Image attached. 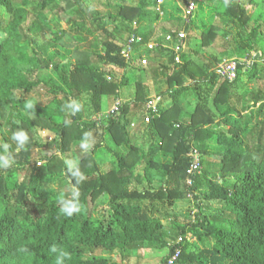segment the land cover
Returning <instances> with one entry per match:
<instances>
[{
	"label": "trees",
	"instance_id": "trees-1",
	"mask_svg": "<svg viewBox=\"0 0 264 264\" xmlns=\"http://www.w3.org/2000/svg\"><path fill=\"white\" fill-rule=\"evenodd\" d=\"M52 1L0 0V130L4 127L9 136L3 135L0 143L8 142L16 158L13 167L0 169V264H55L49 252L52 245L70 253L65 264H129L132 251L140 248L165 252L159 264H168L178 248L176 264H264V120H259L264 116V91L251 95L247 87L241 94L234 92L237 81L249 85L264 70L257 61L264 54V16L251 20L245 17L241 0H222L219 16L241 32L231 35L238 51L250 53L261 43L253 63L238 64L234 80L228 81L193 61L213 45L218 33L213 25L197 26L195 10L187 22L180 15V26L172 31L186 36L182 62L176 64L167 49L146 52L143 45L152 34L138 30L159 20V13L149 10L160 0H134L133 5L128 0H106L104 13L85 7L84 0H57L58 17L68 28L73 26V32L46 26L45 11ZM194 2L197 8L202 4ZM78 18L83 20L77 23ZM132 22L138 24L134 30ZM196 28L200 44L190 48L189 33ZM85 29L89 35L105 36L101 54L80 49L85 37L79 32ZM111 29L127 39L130 34L139 36L133 62L121 57L124 43ZM142 52L154 55L151 62H159L160 69L152 74L165 86L157 95L158 115L146 125L150 141L145 151L127 135L131 105L141 110L146 103L141 87L131 103H122L116 119L92 120L103 112L102 98H118L127 84L125 75L117 81L109 69L129 72L136 63V71L143 74ZM41 87L48 96L45 107L60 114L61 121L51 120L30 97ZM189 93L195 102L188 117L182 106ZM248 96L250 112H240L238 104ZM72 99L82 101L83 108L65 126L63 105ZM29 102L32 109L27 108ZM164 102L170 106L161 110ZM251 125L256 131L249 130ZM18 128L27 131L30 141L17 154L10 137ZM40 130L52 138H43ZM88 131L95 140L92 149L75 154L74 146ZM247 134L260 144L248 146ZM106 136L116 149L123 146L127 151L110 149ZM192 149L201 161L200 168L189 174ZM36 152L44 155L35 159ZM101 156L111 165L109 170H101ZM208 158L217 160L218 175L211 174ZM65 159L78 162L83 181L67 171ZM65 187L68 194L62 192ZM74 188L80 193L81 211L67 217L60 212V201ZM186 205L189 209L184 210ZM182 209L185 217L180 219L174 213ZM165 227L174 242L164 236ZM179 237L183 240L177 244ZM97 251L106 257L93 254ZM137 264H144L141 256Z\"/></svg>",
	"mask_w": 264,
	"mask_h": 264
},
{
	"label": "rangeland",
	"instance_id": "rangeland-1",
	"mask_svg": "<svg viewBox=\"0 0 264 264\" xmlns=\"http://www.w3.org/2000/svg\"><path fill=\"white\" fill-rule=\"evenodd\" d=\"M241 1L244 3L243 8L245 10V17H248L252 20V19H255L259 15L264 16V0H259L258 5L256 6L250 5L248 3L249 0H241ZM82 3L87 8L89 7L90 9L94 8L95 10L103 12V13L107 10L106 0H84ZM128 3H130V5L135 4L134 0L133 1L128 0ZM200 3L202 4H199L198 8L196 5V9H195L194 20L196 22V25L197 26H200V25H207V26L211 25L212 26L213 25L214 27L218 28V33H217V36L215 38V42L213 43V45L210 48L205 49L204 51L202 50L199 57L193 60L195 65L203 69H204V66H206L210 70L214 71L217 69V67L220 64L221 66H223L222 64L223 62L225 63L235 58L244 60L246 62L249 60L253 62L255 52H258L257 49L261 47V43H258L255 46V51H252V52L249 51L250 53L248 52L244 53V52L238 51L237 47L235 46V44L233 43L231 39V35L240 34L241 32L238 29L228 25L224 17L219 16L220 14L219 12L223 11V1L222 0H200ZM15 4L17 6L20 5V3H16V1H15ZM112 4H115V3L112 2ZM31 6L32 5L27 6V9H29L30 11V15L32 14V10H33ZM160 6L161 7H159V11L158 9L153 10V8H150L149 10L150 12H161L162 15H159V20L153 21L152 23L146 22L142 26L140 27L138 26V30L140 33L142 34L151 33L152 34L151 42H153L154 44H156V42H160L163 40V37L166 34L165 32H172V31H175L176 28H179L180 15L182 13L181 9H183L184 5H183L182 0H162V3ZM60 12H61V9L57 7V0H53L51 4L49 5L48 10L45 11V16L47 17L45 19V22L47 23L46 26H48L49 28H52V30H55V31L65 30V31L73 32V28H74L73 26L68 28L66 24L64 23V21L59 19L58 13ZM154 15L155 13L154 14L152 13L151 18ZM80 20H83V19L78 18L76 19V22L79 23ZM201 29H203V27ZM199 30L200 28L198 29L196 28V29H193L189 33V37H190L189 41L191 43L190 48H196L195 45L200 44L199 43L200 39L198 40V37H197L198 35H200ZM111 32L115 36H118L120 38V41L122 40L123 43L126 41L127 39L126 34L116 31V30H112V29H111ZM79 33H80V36L85 37V40L83 41L82 46H80V49H84V50L91 51V52L93 51V52H96L97 54H101L102 42L105 40V36L102 33L96 32L94 34L89 35L86 29L83 31H80ZM51 34L52 32L49 31L47 39H49V36H51ZM8 53H10V50L8 51ZM153 57L154 55L148 56V65L144 67L145 69H144L143 74L138 73L136 71V68L138 67L136 63H133L135 68L129 70V72L128 70H123L124 71L123 72L121 69H116V70H112L111 68L109 69L111 72L110 77L114 78L117 81H120L122 79V76L125 75L127 78V81H126L127 84L123 86L122 88H120L118 98L108 97V96H104L102 98V111L103 112L107 111L109 107L111 106V102H114L116 99H121L122 102H132V100H134L135 98L136 92L139 87H141L142 91H144L146 101L150 98L157 97L159 91L163 90L165 86L163 83H161L160 81L158 82V80L154 79L153 77L152 70L160 69L158 67L159 62L157 60H153L152 62L150 61L151 58ZM210 57H216V59H219L220 63L215 64L212 58ZM257 61L259 62L260 66H263L264 54L261 55V58L258 59ZM245 65L248 67L247 64ZM50 72L51 70L48 71V73ZM220 78L222 79L221 76ZM235 86L236 87H235L234 92H236L237 94H241V91L247 87L250 90L251 95H255L259 91H264V70L263 69L260 70L257 74V77L253 79L249 85L246 82L241 83V79H240V82L237 81ZM43 90L45 89L42 87L37 89L36 91L37 93L32 94L30 97H32L35 100V102H38V104L36 103V106L38 108L43 109L46 112L47 116L51 118V120H54L56 122L61 121L63 118L60 114H57L56 112H53L50 109H47L45 107V102H47L48 96L43 94ZM185 102L187 103L186 104L183 103V106H182L183 112H184L183 116L187 115L189 117L194 107V102H195L194 95L192 93H189L185 99ZM251 103H252L251 98L250 96H248L247 98L243 100V102H241L240 106L238 104V110L240 112H245L248 110L246 113H249L250 112L249 105H251ZM169 106H170V102H164V105H163L164 109L168 108ZM131 113H134V114L133 115L130 114L129 116H127V118H129L128 119L129 124L127 126L128 139H130L131 143L136 144L137 148L141 149L142 151H145L150 141L149 137H147L146 135L147 122L143 119L142 112L140 110H134V112H131ZM259 120L263 121L264 116H261ZM131 124L135 125L134 129L131 128L130 126ZM248 128L249 130H251V132H253V130L256 129L252 125L249 126ZM262 129H264V126L262 127ZM220 130L226 132V128L224 127H222V129ZM40 132L43 138L48 139V140L52 138V135L48 131L40 130ZM254 133H252V135ZM3 135L9 137L8 132L4 127H2L0 130V140ZM245 143L248 146L256 147V145L260 144V141L259 139L257 138L255 139V137H252L251 134L250 135L247 134V137L245 138ZM106 145H108L110 149L112 148L122 153H125L127 151V149H125L123 146L122 147L118 146L119 148L116 149L115 148L116 145L111 140V136H106ZM73 149H74L75 154H84L81 152L79 148V144L78 146H74ZM41 155H44V154L36 152L34 153L33 157L36 159V158H39ZM104 156H106V154H103V157ZM208 160L212 162L211 163L212 167L210 168L211 174L218 175V172H219L218 169L220 166L217 163V160L212 159V158H208ZM98 161L101 164L100 166H101L102 171H106L111 168V165L108 162L104 161L102 159V156L98 159ZM56 186L57 185H55V187ZM62 192L63 194H68L69 189L65 187L63 188ZM182 208H184V210L189 209L187 205ZM184 210L182 209V210L176 211V213L174 214H176L178 218L183 219V217H185ZM164 236L168 239V242L170 243L175 241V238L173 239L174 235L171 233V230L168 227H165ZM135 251L134 250L132 251L131 258L127 260L129 264H137L138 256L142 257L144 264H159L160 259L166 255L165 252L159 253L157 251L146 250L144 248H140ZM93 254L100 256V257H106V253L103 251L93 252Z\"/></svg>",
	"mask_w": 264,
	"mask_h": 264
},
{
	"label": "built area",
	"instance_id": "built-area-1",
	"mask_svg": "<svg viewBox=\"0 0 264 264\" xmlns=\"http://www.w3.org/2000/svg\"><path fill=\"white\" fill-rule=\"evenodd\" d=\"M162 0L158 1L156 5V9L159 11V7H161ZM183 9H181V17L182 19L187 22L188 17L192 14V12L196 9V3L194 0H184L183 4ZM159 15H162L161 12H158ZM137 22H132V29H136L137 27ZM185 33L183 31H180L178 33L171 32V33H166L165 36L163 37V40L160 42H156L154 44L153 42L149 41L145 43L143 46L145 48L146 52H152L155 51L156 49H167L171 51L174 54V62L176 64H181L182 62V54L184 53L186 46H185ZM140 38L139 36H135L134 34H130L128 39L124 42L122 45V49L120 51L121 57L126 61V62H133L134 56L137 55V47L136 44L139 43ZM140 60H139V65L140 67L144 68L148 65V55H146L144 52L140 53L139 55ZM243 61V62H242ZM253 63L251 60L249 61H244L238 58L231 59L227 62H223V66L221 64L217 67L215 70L221 77L227 79L228 81H233L236 75V69L238 64H247L248 66ZM245 67H247L245 65ZM159 99L155 98H150L146 101V103L143 106V119L149 123L151 119L156 117L158 115L157 111V105H158ZM122 105V100L121 99H116L112 106L105 112L95 116L92 118L93 121H100L103 118H113L116 119L119 114H120V108ZM132 129L135 128L134 124L130 125ZM189 156L192 158V163L190 166L189 174L192 172L198 170L200 168V161H201V156L199 152L196 149H192ZM186 184L189 186L191 185V180H187ZM183 238L179 237L176 240V243L179 244L181 243ZM181 249L178 248L175 251V254L169 259L168 264H176V260L179 257Z\"/></svg>",
	"mask_w": 264,
	"mask_h": 264
},
{
	"label": "clouds",
	"instance_id": "clouds-1",
	"mask_svg": "<svg viewBox=\"0 0 264 264\" xmlns=\"http://www.w3.org/2000/svg\"><path fill=\"white\" fill-rule=\"evenodd\" d=\"M34 105L29 102L27 104L28 109H32ZM83 108V103L80 100L72 99L66 102L63 105V110L67 113L68 118L64 120L65 126H69L72 121L71 117L75 116L77 113L81 112ZM11 141L15 142V153H19L25 150L26 146L29 144L30 137L23 128H18L13 131ZM95 143L94 137L92 136L91 131L83 133L80 142L79 148L82 153H88L92 149ZM11 145L8 142L0 143V169H8L15 165L16 158L13 154V151L10 150ZM67 171L73 176L78 178V182L84 180V175L80 170L79 164L76 160L65 159L64 161ZM79 190L74 188L70 197L62 199L60 201L61 207L60 212L67 217H71L75 213L81 211V205L79 202ZM49 252L52 253L55 257V264H65L66 260L71 258L68 251L63 250L61 247L52 245L49 248Z\"/></svg>",
	"mask_w": 264,
	"mask_h": 264
},
{
	"label": "crops",
	"instance_id": "crops-1",
	"mask_svg": "<svg viewBox=\"0 0 264 264\" xmlns=\"http://www.w3.org/2000/svg\"><path fill=\"white\" fill-rule=\"evenodd\" d=\"M156 98L159 99L158 97H156ZM156 98H155V99H156ZM113 103H114V102H111V106H112ZM122 103H125V102H122ZM129 103H131V102H129ZM163 105H164V104H163ZM111 106H110V107H111ZM110 107H109V108H110ZM131 107H133V106L131 105ZM131 107H130V112H134V110H133ZM162 107H163V106H162ZM162 107H161V110H164V108H162ZM168 108H169V107H168ZM166 109H167V108H166ZM140 111L142 112V116H144V113H143V107L141 108ZM131 114L133 115L134 113H131Z\"/></svg>",
	"mask_w": 264,
	"mask_h": 264
}]
</instances>
